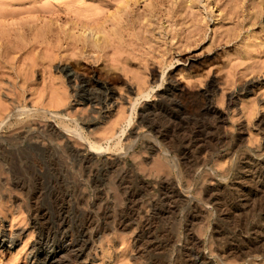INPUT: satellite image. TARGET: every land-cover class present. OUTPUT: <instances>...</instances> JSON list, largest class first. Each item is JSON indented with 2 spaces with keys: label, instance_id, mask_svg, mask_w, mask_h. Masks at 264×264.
Segmentation results:
<instances>
[{
  "label": "rangeland",
  "instance_id": "374dc122",
  "mask_svg": "<svg viewBox=\"0 0 264 264\" xmlns=\"http://www.w3.org/2000/svg\"><path fill=\"white\" fill-rule=\"evenodd\" d=\"M135 1L0 0V264H264V0Z\"/></svg>",
  "mask_w": 264,
  "mask_h": 264
},
{
  "label": "bare ground",
  "instance_id": "6f19581e",
  "mask_svg": "<svg viewBox=\"0 0 264 264\" xmlns=\"http://www.w3.org/2000/svg\"><path fill=\"white\" fill-rule=\"evenodd\" d=\"M129 1V0H128ZM130 1H132V0H130ZM135 1V0H134ZM244 1V0H243ZM247 1V0H246ZM127 2V1H126ZM136 2V1H135ZM140 2V1H139ZM249 2H251V1H249ZM128 3V2H127ZM134 3V2H133ZM226 3V2H225ZM224 3V4H225ZM229 3V2H228ZM253 3V2H252ZM256 3V2H255ZM257 3H259V2H257ZM256 3V4H257ZM262 3V2H261ZM251 4V3H250ZM260 4V3H259ZM253 5V4H252ZM126 6H128V5H126L125 4V7ZM254 7V6H253ZM233 8V7H232ZM123 10H125V9H123ZM231 10V9H230ZM233 10V9H232ZM147 11V10H146ZM233 13V12H232ZM138 16V15H137ZM175 16V15H174ZM173 16V17H174ZM230 16H231V14H230ZM137 22V21H136ZM86 32H88V31H86V29L81 33L82 34V36H85V38L84 39H88V38H90V36H92V43H88L89 41L88 40H86V41H88V42H86L85 40V42L83 43L82 42V45H81V43H80V41H79V43H80V45H81V47L79 48V47H76L75 45H76V42H77V40H76V42H73V41H71L72 43H74L75 45H72L73 47H76V50H78V48L80 49V51H84L86 48L84 47V45L85 44H88V45H91L90 47H91V49L93 48V50L95 49H97L98 48V46L99 45H97V44H99L100 42H99V40H97V41H94V40H96V39H101V40H103V37L101 38V37H98V36H100V35H98L97 36V34H95L93 31H89L88 32V34L86 33ZM2 36H4V35H6V34H1ZM86 35H88V36H86ZM2 36L0 37L1 39H2ZM5 37V36H4ZM6 37H7V35H6ZM6 37L5 38H3V39H6ZM9 37V36H8ZM1 39H0V41H1ZM9 39V38H8ZM11 39V38H10ZM91 39V38H90ZM94 39V40H93ZM9 41V40H8ZM2 42V41H1ZM0 42V43H1ZM99 42V43H98ZM10 43V45H11V43L12 42H9ZM9 43L7 42V39L5 40V41H3L2 43H1V45L0 46H2V47H5L4 48V51L5 52H2L3 51V48H1L2 49V51H0V52H2V53H4V55H6V56H2L1 57V55H0V57H1V60H0V62L3 60V62L5 63L6 62V60H5V57H6V59H7V56H8V59H9V54L7 55V53H8V51L10 52V50H8V47L10 46L9 45ZM71 43V44H72ZM79 43H78V45H79ZM3 44H4V46H3ZM33 47H34V45H33ZM33 47L32 46H29V49L31 50V49H33ZM87 48H88V46H86ZM100 48V47H99ZM0 49V50H1ZM9 49H11V47L9 48ZM87 50H89V49H87ZM94 50V51H95ZM12 51V50H11ZM93 51V52H94ZM79 52V51H78ZM90 52V51H89ZM99 52V51H98ZM95 53V52H94ZM97 53V52H96ZM81 55V54H80ZM7 59V60H8ZM9 61V60H8ZM49 62H51V61H49ZM3 63V64H4ZM1 64V63H0ZM6 64H7V62H6ZM2 66V65H1ZM0 66V67H1ZM7 66V65H6ZM5 68V67H4ZM2 70V69H1ZM64 73L66 74V75H69V71L68 70H66V71H64ZM82 85H81V87H80V91L77 93V96H79V99H84V100H87V101H91L94 97L95 98H98V100H101L102 98H99L98 97V95L97 96H94L93 97V94H88V86H87V84L86 83H84V82H82L81 83ZM92 89V88H91ZM172 89H174V91H176L177 90V86H172ZM98 91V90H97ZM95 93H96V91H95ZM99 93H101L100 91H99ZM103 94V93H102ZM207 98V97H206ZM96 100V99H95ZM193 100V99H192ZM103 101V100H102ZM5 103V102H4ZM4 104H0V116L6 111V109L4 108V107H6L5 105L3 106ZM57 105V104H56ZM60 105V104H59ZM58 105V106H59ZM200 106V105H199ZM201 107V106H200ZM199 107V108H200ZM7 108V107H6ZM58 108V107H57ZM203 108V107H202ZM205 109V108H204ZM199 111V110H198ZM205 112H207V113H210V115H212L213 116V119H210V120H212L211 122V124H210V126L213 128V130L215 129V130H217V132H218V130H219V126L223 123V120H222V118H221V114H220V112H218L216 109H214L213 107H211L209 104L207 105V107H206V111ZM192 118V117H191ZM212 118V117H211ZM1 119V118H0ZM203 119V118H202ZM205 119V118H204ZM173 122V121H172ZM188 122V121H187ZM210 122V121H209ZM261 123H263L264 124V120H261ZM211 127H209V129L211 128ZM200 131V130H199ZM202 131H204V130H202ZM53 132V131H52ZM42 133V132H41ZM48 133V132H47ZM206 133V132H205ZM208 133V132H207ZM210 133V132H209ZM46 134V133H45ZM58 134V133H57ZM212 134V135H211ZM211 134H210V140L211 141H214V142H211V141H209V142H211V143H214V148L215 147H218V145L219 146H221L222 145V143H224L225 142V140H227V137H226V135L225 134H223V133H216L217 135H213L214 133H212L211 132ZM60 135V134H59ZM207 135V134H206ZM204 136V135H203ZM182 137V136H181ZM192 139V138H191ZM189 140V139H188ZM206 140V139H205ZM191 141V140H190ZM203 144V143H202ZM207 144V143H206ZM209 144V143H208ZM221 144V145H220ZM191 145V144H190ZM199 145V144H198ZM210 146H212L211 144H210ZM37 147V146H36ZM67 147V146H66ZM65 148V147H64ZM210 148V147H209ZM213 148V149H214ZM66 150V152H65V154H64V156L66 157V158H74L75 157V159H76V157H77V155L76 156H74L73 155V151H71V149H69V148H66L65 149ZM212 150V149H211ZM216 150V149H215ZM217 151V150H216ZM202 152V151H201ZM211 152H213V151H211ZM208 153V152H207ZM210 154V153H209ZM74 159V160H75ZM81 160H83L82 158H80ZM69 160V159H68ZM84 161V160H83ZM88 161H89V158H88ZM81 163V162H80ZM80 165V164H79ZM120 175V174H119ZM120 180H122L121 179V177L119 178ZM168 196V195H167ZM178 196V195H177ZM176 196V197H177ZM179 197V196H178ZM177 197V198H178ZM254 208V207H253ZM121 213V212H120ZM123 214V213H122ZM84 218V217H83ZM92 220H93V218L92 219H90V217H89V219L86 217V218H84V220H83V223L80 225V226H77V228H76V230L77 231H74L76 234V238H74L72 241H70L69 243H68V245H67V247L69 246V248L70 249H72L73 250V252L75 253V255H74V260H76L77 258H80V256H82L81 254L83 253V249L82 248H85V247H83V246H85L86 245V242L88 241L87 239H86V232H87V230L90 228V226L92 225ZM105 220V219H104ZM119 220V219H118ZM263 221V220H262ZM106 223H108L107 221H105ZM62 223V222H61ZM119 223H120V220H119ZM121 224V223H120ZM59 225H61V224H59ZM75 227V226H74ZM92 227V226H91ZM101 227H103V228H105V227H107L106 226V224L105 223H103V226H101ZM236 229V228H235ZM74 230V229H73ZM101 229H97V232L99 233V231H100ZM88 234V233H87ZM90 234V233H89ZM50 235V234H49ZM245 235V234H244ZM260 235V234H259ZM48 236V235H47ZM47 238V237H46ZM50 238V237H49ZM49 238H47V239H44V240H42L41 242V245L43 246V248H45V250L47 249V250H49V249H51V248H53V243L52 242H49ZM88 238V237H87ZM244 238V237H243ZM262 239V238H261ZM51 240V239H50ZM241 240V239H240ZM61 242H63V243H65L66 241H65V235H62L61 236ZM259 242H260V239L257 237V238H255L254 240H253V242H251L249 245H251V246H249V245H247L246 247H244V248H241L240 250H241V252H243L242 254L244 255V256H252L253 257V255H258L259 256V254H261V255H264V247L263 248H259ZM14 243V240H13V237H6L5 235H3V234H0V249H5L6 248V245L8 244V245H12ZM261 246V245H260ZM62 248V247H61ZM245 248H246V250H245ZM61 250V249H60ZM72 250H70V251H72ZM78 250V251H77ZM82 250V251H81ZM244 250H245V252H244ZM38 252L39 251H37L36 252V254H32L31 256H30V260L33 262V264H39L38 262H39V256H38ZM240 252V253H241ZM62 253V251H60L59 252V254H61ZM67 253V252H66ZM244 256H242V257H244ZM257 256V257H258ZM60 257V256H59ZM55 258V256H49L48 254H47V252H46V254H44V257H43V259L42 260H44V261H47V260H55L54 259ZM67 258H69V256H67ZM70 259V258H69ZM68 259V260H69ZM63 259H61L60 260V258H59V260L57 259V261H59V263L60 264H62L63 263V261H62ZM195 261H196V259H195Z\"/></svg>",
  "mask_w": 264,
  "mask_h": 264
}]
</instances>
